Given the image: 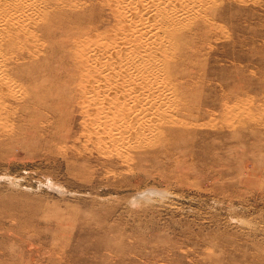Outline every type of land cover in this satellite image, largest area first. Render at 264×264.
<instances>
[{"label":"rangeland","instance_id":"rangeland-1","mask_svg":"<svg viewBox=\"0 0 264 264\" xmlns=\"http://www.w3.org/2000/svg\"><path fill=\"white\" fill-rule=\"evenodd\" d=\"M25 2L0 26V264H264V0H186L126 144L99 54H135L127 6Z\"/></svg>","mask_w":264,"mask_h":264},{"label":"bare ground","instance_id":"bare-ground-1","mask_svg":"<svg viewBox=\"0 0 264 264\" xmlns=\"http://www.w3.org/2000/svg\"><path fill=\"white\" fill-rule=\"evenodd\" d=\"M25 1L29 0H0V26L16 25L21 18L26 17L25 12L28 4ZM120 1L123 7L127 6V14L122 9L119 10L120 16L123 18L127 16L132 19L131 21H134V24L137 23V28L129 36L135 54L129 48H124V51L114 50L107 56L102 48L99 56L114 63V69L118 76L117 84L120 86V88L117 86V88L109 90L111 94H115L110 97L116 98L114 103L121 110V113L112 121L113 126L109 130L111 132L109 135L117 133L121 143L126 144L129 140L144 139L148 133L149 129L145 118L149 112L155 114V102L161 93V84L152 73L158 67V57L164 55L162 43L164 41L166 44L173 36L176 22L179 19L178 14L182 11L186 0ZM111 2L112 5L115 4V0H111ZM157 38L159 41L156 43ZM94 56V52L84 51L81 55V62L84 65L93 66ZM97 61L99 62L100 59ZM112 74L113 70L110 69L108 76L111 77ZM125 81L131 83V90L126 89ZM3 89L4 87L0 86L2 92ZM91 89L93 90L92 87ZM134 90L138 93L132 94L135 92ZM97 91L100 95L104 92L102 87ZM84 94V99L89 97L87 93ZM100 118L105 126V116H100ZM153 121L156 123L157 119ZM142 130L144 137L141 136Z\"/></svg>","mask_w":264,"mask_h":264}]
</instances>
